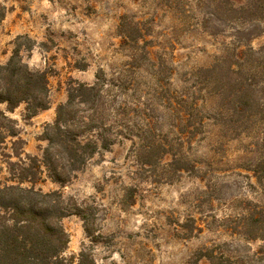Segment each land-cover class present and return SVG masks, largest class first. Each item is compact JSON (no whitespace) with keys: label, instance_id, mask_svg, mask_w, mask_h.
<instances>
[{"label":"rangeland","instance_id":"374dc122","mask_svg":"<svg viewBox=\"0 0 264 264\" xmlns=\"http://www.w3.org/2000/svg\"><path fill=\"white\" fill-rule=\"evenodd\" d=\"M218 2L0 0V66L17 54L21 76L47 78L43 107L0 100L16 121L0 124V180L38 163L21 185L60 199L64 264H264V119L230 118L221 78L204 70L240 33H254L242 48H263L264 14L227 18ZM77 82L98 87L61 122L97 141L80 169L50 140Z\"/></svg>","mask_w":264,"mask_h":264},{"label":"trees","instance_id":"16d2710c","mask_svg":"<svg viewBox=\"0 0 264 264\" xmlns=\"http://www.w3.org/2000/svg\"><path fill=\"white\" fill-rule=\"evenodd\" d=\"M218 10H222V14L227 18L262 17L264 0H250L248 4L239 7L232 5L230 0H219ZM253 36L252 32L240 33L237 37L239 43L234 51L230 52V57L225 56L226 58L222 59L223 63L217 61L204 69L207 78L209 76L215 79L221 78L219 81L224 87L222 93H226L230 118L238 116V120L243 119L242 121L252 117L264 119V47L258 50L252 46L242 48L243 43L247 44L246 42ZM15 56L17 54L7 65L0 66V80L4 83V87H1L3 92H0V100L7 101L14 107L22 101L34 98L38 100L36 105L43 107L47 89L46 74L27 71L29 75L21 76L24 72L18 66ZM219 70L221 72L217 73ZM97 93L96 84L77 82L69 89L68 102L58 107V116L54 124L58 137L50 140L52 142L57 140L64 145L74 169H80L99 147L96 140H79L61 122L65 121V110L77 98L81 102L94 103V96ZM242 121L238 126L242 125ZM15 122L14 119L0 112L2 127L10 128L11 132ZM262 122L264 124V120ZM202 123L203 119L199 124ZM262 129L264 133V125ZM102 138H104L103 146L108 148L110 143L108 137ZM37 165L38 163L32 160L30 164L21 166V175L18 176L17 184H7L0 180V264H64L62 252L69 240L60 224V219L65 215L59 205L60 199L54 197L57 195L56 192L44 193L33 187L21 185L24 181L32 183L38 181ZM176 169L181 172L191 170L183 164ZM260 216L264 217V207L260 209ZM234 263L231 258H219V264Z\"/></svg>","mask_w":264,"mask_h":264}]
</instances>
